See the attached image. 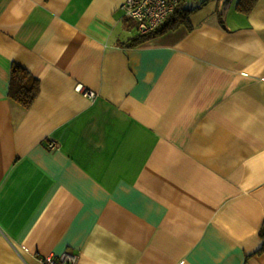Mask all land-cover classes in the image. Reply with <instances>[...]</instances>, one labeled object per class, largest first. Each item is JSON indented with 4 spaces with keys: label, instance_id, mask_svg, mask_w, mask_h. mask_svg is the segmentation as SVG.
<instances>
[{
    "label": "crops",
    "instance_id": "0c3cea01",
    "mask_svg": "<svg viewBox=\"0 0 264 264\" xmlns=\"http://www.w3.org/2000/svg\"><path fill=\"white\" fill-rule=\"evenodd\" d=\"M124 1L0 0V264H264V0L140 42Z\"/></svg>",
    "mask_w": 264,
    "mask_h": 264
},
{
    "label": "trees",
    "instance_id": "16d2710c",
    "mask_svg": "<svg viewBox=\"0 0 264 264\" xmlns=\"http://www.w3.org/2000/svg\"><path fill=\"white\" fill-rule=\"evenodd\" d=\"M259 0H238L236 8L243 13H250ZM195 7L184 6V0L181 1L178 8L169 15L163 24L157 29L145 34H138L133 42H140L157 34L173 29L181 24L188 23V15ZM40 90V80L34 76L24 66L14 63L11 71L10 95L25 107H30L34 102ZM262 235L264 236V223L262 226ZM264 249V245L262 247Z\"/></svg>",
    "mask_w": 264,
    "mask_h": 264
},
{
    "label": "built area",
    "instance_id": "2783aa9c",
    "mask_svg": "<svg viewBox=\"0 0 264 264\" xmlns=\"http://www.w3.org/2000/svg\"><path fill=\"white\" fill-rule=\"evenodd\" d=\"M182 0H125L123 8L128 17L134 19L140 34H145L160 27L165 19L180 5ZM83 86L79 85L81 89ZM90 94H93L90 91ZM51 146H55L52 142ZM79 255L66 250L58 256L42 255L40 264H78Z\"/></svg>",
    "mask_w": 264,
    "mask_h": 264
}]
</instances>
